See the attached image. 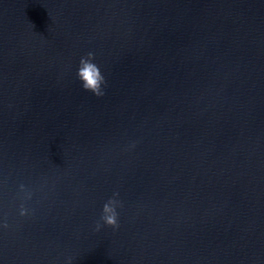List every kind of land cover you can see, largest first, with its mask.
<instances>
[{
    "label": "water",
    "instance_id": "1",
    "mask_svg": "<svg viewBox=\"0 0 264 264\" xmlns=\"http://www.w3.org/2000/svg\"><path fill=\"white\" fill-rule=\"evenodd\" d=\"M0 264H264V0H0Z\"/></svg>",
    "mask_w": 264,
    "mask_h": 264
},
{
    "label": "clouds",
    "instance_id": "2",
    "mask_svg": "<svg viewBox=\"0 0 264 264\" xmlns=\"http://www.w3.org/2000/svg\"><path fill=\"white\" fill-rule=\"evenodd\" d=\"M95 59L94 53L89 52L87 57H82L80 60V67L77 72L78 78L82 82V87L86 91L94 93L97 97L103 96L105 93L103 91V86L106 84V79L101 72L100 67L92 62ZM23 185L21 188L23 189ZM118 196L119 193H115ZM120 206V202L113 198L106 202L103 206V214L101 219L104 223L113 228H119L117 207ZM27 210L23 207L21 208V215H26ZM7 226V225H5ZM101 225H97V230Z\"/></svg>",
    "mask_w": 264,
    "mask_h": 264
}]
</instances>
